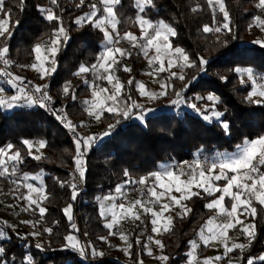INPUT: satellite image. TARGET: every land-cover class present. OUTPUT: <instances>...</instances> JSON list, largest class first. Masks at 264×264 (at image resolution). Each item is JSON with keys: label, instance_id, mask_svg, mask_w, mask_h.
<instances>
[{"label": "trees", "instance_id": "trees-1", "mask_svg": "<svg viewBox=\"0 0 264 264\" xmlns=\"http://www.w3.org/2000/svg\"><path fill=\"white\" fill-rule=\"evenodd\" d=\"M145 1L143 10L135 0L119 1L114 8L117 32L136 34L142 21L163 22L172 30V48L187 60L180 76L166 78L165 94L155 100H146L140 93L143 68L135 53L128 56L129 68L121 63L114 74L121 86L118 96L107 81L96 80L91 69L99 64L106 47L103 31L96 25L102 16L96 0H55L53 5L48 0L0 2L7 27L0 47L10 54L13 73L29 77L23 67L36 59L38 47H53L55 68L46 80L70 117L79 123L88 116L89 83L108 92L106 105L112 109L101 114V135L84 147L81 175L86 191L80 219L94 249L110 248L108 239L114 231L109 217L100 212L99 202L114 189L136 186L140 181L142 193L148 192L150 176L164 164L203 154L215 158L234 153L246 142L264 137V103L248 101L252 86L239 74V69H251L264 75L260 0H218L223 10L210 0ZM209 94L212 100H208ZM8 141L17 144L19 172L31 187L36 183L41 187L40 204L29 198L17 203L20 215L51 233L45 238L19 235L0 216V264H117L92 262L76 229L72 216L75 192L66 190L73 155L66 134L40 112L23 108L6 111L0 105V148ZM34 142L44 145V154L38 155ZM258 165L257 175L264 179V161ZM4 189H11L6 180L0 184V191ZM214 197L202 191L191 195L183 211L173 213L153 253L145 251L153 216L146 212L132 217L136 236L130 257L185 264L192 242L214 215L208 206ZM250 205L249 232L232 256L237 264H264V205L253 197ZM72 234L79 241L76 249L67 241Z\"/></svg>", "mask_w": 264, "mask_h": 264}, {"label": "rangeland", "instance_id": "rangeland-1", "mask_svg": "<svg viewBox=\"0 0 264 264\" xmlns=\"http://www.w3.org/2000/svg\"><path fill=\"white\" fill-rule=\"evenodd\" d=\"M2 1L3 0H0V2ZM119 1L120 0H117L118 3ZM135 1H136L137 6L141 10H143L144 7H146L147 5L145 0H135ZM114 3H115V0H111V3L109 5L110 9H109L108 15L104 16L101 14L102 15L101 18L96 21V25H98L103 31L107 45L104 48V51L101 53V56L103 57H99L100 59L99 64L93 67V69L91 70L94 73L97 81H107L111 86L114 87L115 96H118L120 94L121 86L115 81L114 74L117 68L120 67L121 63L123 64V68L128 69L129 68L128 56L130 53H135L138 56H140L139 57L141 59L140 66L143 68L142 84L140 85V93L143 96V98L146 100L158 99L165 94L166 78L180 76L181 69H182L181 66L182 64L187 63V60L182 55L181 51L172 48L171 42H170V38L172 36V30L167 28L163 22L149 23L148 21L146 22L142 21L141 26H140V32L136 34L127 33L125 35H120L116 29V23H115L116 18H115L114 8H113ZM210 3L211 4L216 3L218 8L220 9L223 8L222 3L219 2L218 0H210ZM259 7H260V10L262 11V17L260 18V21L261 20L264 21V0H260ZM6 28L7 27L5 25L4 19L2 15L0 14V41H1V36L3 32L6 30ZM152 29L154 30V33L150 36L149 31ZM262 37L264 38V31H262ZM137 39H141V42L137 43L136 42ZM54 54H55V49L53 47L46 46V45L38 47L36 59L30 60V62L33 63V66L32 67L25 66L23 67V71L28 73L30 76L35 73H40L44 77H48L50 74L53 73V70L55 68ZM239 74L244 83L250 82L252 86L250 94L248 96V101L253 100L255 103H258V104L264 103V82L260 80V75L262 74L256 73L251 69H239ZM3 88L4 87L0 81V105H2V107L6 111H12V110L17 109L18 105L15 102L7 103V100H5L6 93L2 92ZM89 88H90L91 95L89 99L88 116L85 120H83L80 123L87 124L90 129H94V128L97 129L98 131L97 134L101 135V132H102V126L100 124L101 114L105 110L110 111L112 107L106 105L108 102V98H109L107 90L99 89L97 86H95L93 82L89 83ZM212 98L213 97L209 94L208 100H212ZM199 100L201 101L202 98L198 97V101ZM34 146H35L34 148L36 149L38 155H42L45 153L44 145L42 143L41 144L36 143L34 144ZM172 169H175V168H172ZM143 191L144 190L142 189V184H141V187L138 189V191H136L137 196L141 197L142 196L141 194ZM254 191L258 192V191H261V189L254 190ZM241 194L243 196H246L247 193L243 191L241 192ZM28 198L31 199L32 202H37L38 204H40L42 200V194H41V187L40 185H38V183H36L30 188ZM99 203H100V212L105 217H109L110 220L108 221V224L111 225L114 232H113V235L108 239V245L111 248V249L109 248L110 250L109 249L106 250L103 248L100 249L99 247L94 249L93 248L94 246L87 239L88 242L90 243L92 253L99 252L100 254L98 255L115 253L116 255L124 259L132 260L134 262H140V263L151 261V260H143V259L137 260V259L130 257V254H129L131 250V245L133 244L135 240L134 238L136 236V226L131 221L134 215L133 213L131 214L129 213L134 208L133 206L135 205V201H133L130 205H127L124 207L118 206L115 201L114 194H111V195H106L104 198L101 199ZM145 203L147 204L146 201ZM111 211H114V213L122 212L123 216H120L119 218L114 216L115 214L112 216H109L110 214L109 212ZM250 212H251V208H249L248 211L245 210V212L243 213L238 212V217H239L238 223L236 224L235 228L229 231L231 234L235 235L234 238L235 237L239 238V242H236L237 244H239V246L244 245V240H243L244 238H242V235H240V237L236 236V233H239V232L242 233L243 231L245 235L246 234L245 232H249L250 227L248 223V216ZM115 222H119L121 225L126 224L127 226H129L128 230H131L133 233L132 238H130L126 234V232L118 231V229H115L114 228ZM84 227H85V224H83L82 231ZM164 232H165V227L163 228V226L161 227L156 226V228L153 229L152 234L150 235V238L148 241L152 240V245L159 244L160 238ZM67 241L70 247L74 249H76V247L79 244L78 238L75 234L70 235L67 238ZM195 247H196V240L192 242L190 250L195 251L194 249ZM115 250H121L122 253L124 254L122 255ZM192 251L189 252L188 260L185 264H210L211 263L209 262L208 259L202 257L201 249L198 250L197 256ZM213 257H216V256H213ZM226 257H227V254L224 255L222 262H219V261L217 262V259L213 258L210 261H214V263H211V264H230V263L237 264V261L235 258L233 259L234 261L232 260L229 262V259L231 257L230 256H228L227 258Z\"/></svg>", "mask_w": 264, "mask_h": 264}, {"label": "built area", "instance_id": "built-area-1", "mask_svg": "<svg viewBox=\"0 0 264 264\" xmlns=\"http://www.w3.org/2000/svg\"><path fill=\"white\" fill-rule=\"evenodd\" d=\"M48 3L53 5L55 0H48ZM153 33V29L149 31L150 36ZM136 42L140 43L141 39H137ZM99 57L103 56L100 55ZM9 60L10 54L4 52L0 47V81L4 87L2 92L6 93L5 100H7V103L15 102L18 108L44 114L50 122L66 134L73 147L72 166L69 170L66 190L67 192H75V204L72 208V216L91 261L100 262L107 260L117 264H160L157 260L142 263L134 262L124 259L115 253L94 256L90 243L82 231L83 224L80 219V206L82 197L86 191L81 177L85 169V155H83V162L80 166L76 162L80 157L78 154L79 147L83 148L82 144L87 141L89 142L95 135H98V131L95 128L90 129L87 124L79 123L70 117L66 106L58 100L46 77L40 73L32 74L29 77L16 75L10 69ZM26 66L32 67L33 63L29 62ZM260 80L264 82V75H260ZM36 143L34 142V144ZM16 154L17 144L14 141H8L0 148V184L6 180L11 185V189L0 191V216L4 217L11 228L19 235L49 237L50 230H42L36 225L29 224L20 215L17 203L29 197L31 183L19 172L15 161ZM258 164L253 163L243 170L231 173V175L237 178L240 186L246 184L251 190H259L261 189V184L257 175ZM172 168L182 171L188 169L199 170L200 168L221 169L216 160L207 154H203L197 158L186 159L183 162H173ZM135 185L127 184L114 189L113 194L118 206L124 207L130 205L136 199V191L141 187L140 181L136 182ZM142 196L147 204L159 205V201L155 200L150 193H142ZM128 227L126 224L121 225L119 222H115L114 224L115 229L126 232L132 238L133 233L131 230H128Z\"/></svg>", "mask_w": 264, "mask_h": 264}, {"label": "crops", "instance_id": "crops-1", "mask_svg": "<svg viewBox=\"0 0 264 264\" xmlns=\"http://www.w3.org/2000/svg\"><path fill=\"white\" fill-rule=\"evenodd\" d=\"M96 1L100 4L102 15L107 16L111 0ZM117 3V0H115L113 8H115ZM115 23L117 26V21ZM91 142L92 139L82 144L83 148L79 147L78 154L80 157L76 162L77 165L82 164V158L85 155L84 147L89 146ZM214 159L221 169L200 168L199 170L179 171L172 169L171 163L162 165L160 170L150 176L148 187V192L155 200L159 201V205L146 204L138 196L134 200L136 206L134 205V208L129 213L142 217L148 212L153 216V229L156 226H163L166 231L170 225L173 213L182 211L185 202L191 195L198 191L214 195V200L208 205L210 209L214 210V215L198 233L195 251H190L197 256L198 250L201 249L202 257L208 259L211 263H214V261H210L213 258H216L217 262H222L224 255L227 254V257H231L229 259L230 262L234 259L232 252L241 246L236 243L239 242V238H234L235 235L229 232L238 223V212L243 213L251 208V197L256 202L264 205L263 178L258 177L262 187L261 191L257 192L251 190L246 184L240 186L237 178L232 176L231 173L243 170L245 167L250 166L251 163L264 161V137L246 142L238 151L220 154ZM243 191L247 193L246 196L241 194ZM109 213V216L115 214L114 216L118 218L123 216L122 212L114 213V211H111ZM240 235L243 236L244 232L236 233V236L240 237ZM159 244L152 245V240L148 241L145 251L153 253L159 247ZM96 254L100 253L97 252Z\"/></svg>", "mask_w": 264, "mask_h": 264}]
</instances>
